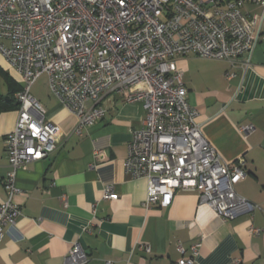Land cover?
Returning <instances> with one entry per match:
<instances>
[{
    "label": "built area",
    "instance_id": "1",
    "mask_svg": "<svg viewBox=\"0 0 264 264\" xmlns=\"http://www.w3.org/2000/svg\"><path fill=\"white\" fill-rule=\"evenodd\" d=\"M248 3L264 8V0H0V41L7 42L0 43V54L21 78L17 121L4 140L10 171L7 199L0 201V240L19 216L12 202L16 171L57 146V127L45 121L31 95L41 76L75 116L72 133L79 136L104 119L100 103L107 94L142 105L144 119L127 145L123 169L146 180L147 209L168 207L177 192H195L222 221L252 213L254 206L235 192L247 175L244 162L222 163L205 140L177 66L181 57L232 64L252 53L264 33L262 18L244 12ZM102 199L117 195L107 188ZM250 234L260 231L251 228ZM200 246V240L192 244L178 264H193ZM87 260L74 243L64 264Z\"/></svg>",
    "mask_w": 264,
    "mask_h": 264
},
{
    "label": "crops",
    "instance_id": "2",
    "mask_svg": "<svg viewBox=\"0 0 264 264\" xmlns=\"http://www.w3.org/2000/svg\"><path fill=\"white\" fill-rule=\"evenodd\" d=\"M243 10L262 18L264 33V8L248 3ZM177 66L205 140L222 163L244 162L247 175L235 192L253 212L222 221L195 192H177L168 207L147 209L146 180L130 178L123 169L127 145L144 119L142 105L107 94L100 103L104 119L79 136L72 133L75 116L41 76L31 95L45 121L57 127V146L16 171L12 202L19 216L4 228L0 264H64L74 243L87 253L85 264H178L198 240L193 264H264V40L232 64L188 56L178 58ZM20 87V76L0 54V201L7 199L10 171L4 140L17 121ZM107 188L116 200L102 199ZM251 228L260 234L251 235Z\"/></svg>",
    "mask_w": 264,
    "mask_h": 264
},
{
    "label": "trees",
    "instance_id": "3",
    "mask_svg": "<svg viewBox=\"0 0 264 264\" xmlns=\"http://www.w3.org/2000/svg\"><path fill=\"white\" fill-rule=\"evenodd\" d=\"M20 89H21V87H20ZM20 89H19V90H20ZM17 92H18V91H17Z\"/></svg>",
    "mask_w": 264,
    "mask_h": 264
}]
</instances>
